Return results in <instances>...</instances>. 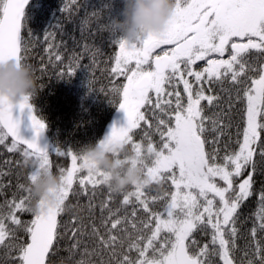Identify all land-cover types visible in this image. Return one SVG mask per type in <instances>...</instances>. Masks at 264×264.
<instances>
[{
	"label": "snow or ice",
	"instance_id": "1",
	"mask_svg": "<svg viewBox=\"0 0 264 264\" xmlns=\"http://www.w3.org/2000/svg\"><path fill=\"white\" fill-rule=\"evenodd\" d=\"M28 4L29 0H0V62L25 59L22 53L28 49L22 29H27L29 38L33 35L25 19ZM66 10L67 6L61 11ZM53 27H61L60 22ZM54 36L46 31L45 42ZM116 44L119 53L111 72L127 82L114 85L109 94L126 113L127 123L114 125L101 146L119 156L118 149L131 144L132 162L146 169L147 185L167 179L174 191L147 197L145 185H134V191L123 195L121 207L131 204L133 197L140 207L120 216L119 209L109 207L114 192L107 184V174L96 169L83 150L76 153L57 147L59 156L71 158V167L60 169L59 203L35 212L28 186L27 195L19 201L13 198L0 204V248L10 264H56L60 242L68 230L73 239L68 251L82 256L76 264H214L213 258L222 264H264V235L258 238V233H264V0H176L163 33L149 34L139 44L125 40ZM53 48L48 43L45 49L49 62L63 63ZM156 49L162 54L154 55ZM81 58L73 53L57 78L73 74L81 66ZM197 61H205L206 66L196 70ZM89 86L93 87L91 79ZM34 95L19 100L0 97V144L11 137L8 151L19 150L24 161L31 158L36 162L30 181L39 171L52 167L48 149L39 143L47 123L36 115L30 102ZM237 104L241 107L234 113ZM16 108L21 114L25 109L30 113L35 130L31 139L20 133ZM146 111L155 118L159 148L147 131L146 147L133 141V130L140 128L141 122L153 127ZM82 171L87 175L77 181ZM74 183L85 195L89 184L93 189L108 187V198L101 205L102 212L108 211L101 220L105 231L92 225V246L80 239L86 234L82 221L74 216L68 221L71 229H66L58 220ZM19 187L25 189L23 184ZM253 196L258 208L249 229L251 240L238 248L242 208ZM158 201L161 210L150 207ZM25 211L33 213L34 219L22 221L17 213ZM138 211L145 217L138 218ZM5 221L15 227L9 228ZM17 230L23 236L17 235ZM197 232L208 237L207 242L195 239ZM236 251L242 253L239 259Z\"/></svg>",
	"mask_w": 264,
	"mask_h": 264
},
{
	"label": "trees",
	"instance_id": "2",
	"mask_svg": "<svg viewBox=\"0 0 264 264\" xmlns=\"http://www.w3.org/2000/svg\"><path fill=\"white\" fill-rule=\"evenodd\" d=\"M65 6L68 10L61 11ZM122 8V0H75V2L73 0H31L25 11L27 27L33 35L29 38L27 29H22L24 45L28 49L26 53H22L25 55L23 62L34 69L39 85L31 102L36 108V114L47 123L46 130L52 143V150L49 152L52 162L51 170L55 173L60 174L61 168L68 169L71 165V158L59 156L56 152L57 147L65 151L72 149L79 153L86 146L95 145L103 139L109 123L119 108L118 103L112 102L113 97L109 94V90L114 85L119 86L127 82L124 77L116 76L111 72V69L115 67V57L119 51L116 42L122 36L113 21L116 18H123L120 15ZM92 13H98V15L93 17ZM86 18L88 22L85 24ZM57 21L60 22L61 27H53ZM46 31L55 33L54 39H50L47 43L44 40ZM48 43L54 45L53 51L61 54L63 63L54 60L49 62V54L45 51ZM73 53L82 57L81 66L73 74L57 78L59 72L65 71L64 65L68 63ZM42 67L46 71L42 72L40 70ZM201 68H203L202 64L196 66L198 70ZM90 79L93 87L89 86ZM179 90L182 95H185L182 85ZM215 91L219 93V89ZM240 107V104H237L233 109L234 113ZM157 114H159L158 110ZM146 116L153 127L149 128L141 122L140 128L133 130V141L141 142L146 147L148 140L144 133L147 131L151 134L153 144L159 148L161 138L155 132V118L150 111H146ZM232 131L234 132L235 129ZM9 147H11L10 137L4 144H0V204L13 198L19 201L21 197L27 195L26 188L30 184L28 177L32 166L25 167L21 152L19 150L9 152ZM207 148L206 145V150ZM132 154L131 144L125 145L120 151L121 158ZM21 184L25 185V189L19 187ZM134 190V185H129L124 191L114 192L109 207L113 210L119 209L120 216L131 213L134 207L139 208L134 197L131 204L121 207L123 195ZM171 191H174V186L167 179L161 183L152 182L144 188L147 197L163 195L164 192ZM107 198V185H98L93 189L89 184L88 194L85 195L81 191V186L74 183L69 198L65 201V211L61 213L58 220L65 224L66 229H71L68 221L74 216L82 221L86 234L80 239L92 246L94 243L91 239L92 225L95 224L102 233L105 231L101 220L108 215V211L105 209L102 212L101 205ZM90 201L91 207H89ZM161 203L158 201L156 204H150V207L161 210ZM257 208L256 196L251 197L242 208L239 225L242 238L237 240L238 248H243L245 242L251 240L249 229L253 226V213ZM17 215L22 221L34 219L33 213L27 211L18 212ZM137 217L142 219L145 214L143 211H138ZM5 222L9 228L15 227L10 221ZM17 235L23 236L22 231L17 230ZM260 235L264 233H258V238ZM195 239L202 244L207 242L208 237L197 232ZM72 243L71 231L68 230L60 242V251L55 257L56 264H76V261L82 258L80 252L70 254L68 249ZM4 253L5 250L0 248V264H10ZM234 255L239 259L242 253L236 251ZM213 259L214 264H222L218 258Z\"/></svg>",
	"mask_w": 264,
	"mask_h": 264
},
{
	"label": "clouds",
	"instance_id": "3",
	"mask_svg": "<svg viewBox=\"0 0 264 264\" xmlns=\"http://www.w3.org/2000/svg\"><path fill=\"white\" fill-rule=\"evenodd\" d=\"M122 19L116 18L113 24L121 33V39L129 44L141 43L149 34L163 33L176 8V0H122ZM39 85L34 69L23 61L8 59L0 62V97L19 100L26 95L35 94ZM83 151L96 169L107 174V184L113 192L124 191L129 185L147 186L148 177L142 165L132 161L134 155L121 158L111 149L95 145L86 146ZM121 151V149H118ZM36 162L27 158L25 167ZM62 178L51 168L34 175L29 190L33 195L31 207L35 212L55 206L61 198ZM43 201V204L41 203Z\"/></svg>",
	"mask_w": 264,
	"mask_h": 264
},
{
	"label": "water",
	"instance_id": "4",
	"mask_svg": "<svg viewBox=\"0 0 264 264\" xmlns=\"http://www.w3.org/2000/svg\"><path fill=\"white\" fill-rule=\"evenodd\" d=\"M30 2H31V0H29V4H30ZM28 5L26 6V9H27ZM14 116H17L21 119V125H20L21 135L27 139H31L35 135V130L31 126V118H30L29 111L27 109H25L23 111V114H21L20 110L18 108H16V109H14ZM39 143H40L41 147H46L49 152L52 150V143H51L49 134H48L46 129L44 132H42L40 134ZM58 219H59V217H58Z\"/></svg>",
	"mask_w": 264,
	"mask_h": 264
},
{
	"label": "rangeland",
	"instance_id": "5",
	"mask_svg": "<svg viewBox=\"0 0 264 264\" xmlns=\"http://www.w3.org/2000/svg\"><path fill=\"white\" fill-rule=\"evenodd\" d=\"M118 53H119V51H118ZM134 64H135V62L133 61L132 64H131V66L134 67ZM200 64H202L203 67L206 66V62H205V61H197L196 65H194L193 67L196 69V66H197V65H200ZM147 67H148V66H145V70H147ZM196 70H198V69H196ZM149 95L154 97V93H153V92H150ZM146 107H147V106H146ZM142 110H144V109H142ZM126 123H127V116H126V113L124 112L123 109H121V108L119 107L118 110H117V112H116L115 115L113 116L111 122L109 123L107 129H106V132H105V135H104L103 139H104L106 136H108V135L110 134V132H111V130H112V127H113L114 125H115V126H125ZM103 139H102V140H103ZM137 143H141V142H137ZM126 145H127V144H126ZM143 146H144V145H143ZM132 155H134V152H133ZM79 163H80V161L78 160V164H79ZM70 167H71V165H70ZM70 167H69V168H70ZM84 175H87V172H86V171H82V172L78 173V174H77V179H79L80 176H84Z\"/></svg>",
	"mask_w": 264,
	"mask_h": 264
},
{
	"label": "flooded vegetation",
	"instance_id": "6",
	"mask_svg": "<svg viewBox=\"0 0 264 264\" xmlns=\"http://www.w3.org/2000/svg\"><path fill=\"white\" fill-rule=\"evenodd\" d=\"M162 47H164L167 50L170 46H162ZM156 54H162L161 51H160V49H156L155 50L154 55H156ZM224 58H227V53L225 54V57Z\"/></svg>",
	"mask_w": 264,
	"mask_h": 264
}]
</instances>
